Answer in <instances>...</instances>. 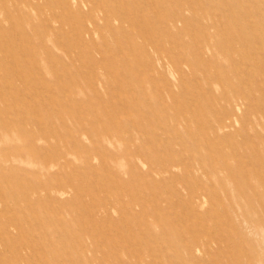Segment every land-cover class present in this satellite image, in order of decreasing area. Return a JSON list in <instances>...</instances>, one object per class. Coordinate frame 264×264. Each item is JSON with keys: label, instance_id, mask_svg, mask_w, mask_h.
<instances>
[{"label": "rangeland", "instance_id": "374dc122", "mask_svg": "<svg viewBox=\"0 0 264 264\" xmlns=\"http://www.w3.org/2000/svg\"><path fill=\"white\" fill-rule=\"evenodd\" d=\"M0 264H264V0H0Z\"/></svg>", "mask_w": 264, "mask_h": 264}, {"label": "bare ground", "instance_id": "6f19581e", "mask_svg": "<svg viewBox=\"0 0 264 264\" xmlns=\"http://www.w3.org/2000/svg\"><path fill=\"white\" fill-rule=\"evenodd\" d=\"M230 18V17H229ZM184 19V18H183ZM218 20V19H217ZM183 22V21H182ZM186 23V22H185ZM244 23H246V22H244ZM173 24V23H172ZM183 28V27H182ZM181 28V29H182ZM218 34V33H217ZM216 34V35H217ZM219 36V35H218ZM215 39V38H214ZM229 44H231V45H229V47H228V50H223V52H229L230 54H236V55H238L239 56V58H240V61H241V49L240 48H238V47H236L234 44H232V43H229ZM217 45H219L218 43H217ZM217 45H215L216 47H217ZM227 47V46H226ZM225 47V48H226ZM219 48V47H218ZM219 50V49H218ZM243 54V53H242ZM250 56V55H249ZM248 56V57H249ZM246 57V56H245ZM242 64H244L243 62H242ZM254 65H255V67H258V68H260V66H261V64H259L257 61H254ZM234 107V108H233ZM233 107H231V113L230 114H233L234 113V109H235V107H239V104L238 103H235V105L233 106ZM105 113V112H104ZM227 117V116H226ZM229 117V116H228ZM230 118V117H229ZM229 122H230V120H228ZM223 122V121H222ZM232 122H234V120H232ZM224 123V122H223ZM222 123V124H223ZM230 124V123H229ZM227 127V126H226ZM228 128V127H227Z\"/></svg>", "mask_w": 264, "mask_h": 264}]
</instances>
